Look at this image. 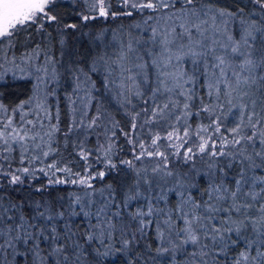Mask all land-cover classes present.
Instances as JSON below:
<instances>
[{
	"label": "snow or ice",
	"instance_id": "6c2138e0",
	"mask_svg": "<svg viewBox=\"0 0 264 264\" xmlns=\"http://www.w3.org/2000/svg\"><path fill=\"white\" fill-rule=\"evenodd\" d=\"M117 2L121 14L126 16H132L134 11L143 13L148 10L150 14L144 20L145 24L151 20L157 24L163 21L174 25L163 31L157 27L149 29L152 44L157 46L159 51H149L150 59L135 65L140 70L138 73L133 74L131 68L124 66L123 62L126 59L124 54L118 57L121 75L123 76L124 72L129 73L118 87L125 103H131L126 93L142 97L144 93L136 77L141 76L143 82L147 84V69L151 66L156 72V87L149 89L152 95L143 101L145 105L151 101V108L144 109L145 114L149 116V121L145 122L172 119L176 124H180L183 121L184 131L181 134L174 126L173 131L168 132L163 138L155 136L152 138V151L145 148L143 143L138 145L140 152L133 157L135 160L155 157L159 163L150 170L136 169L135 178L121 201L116 199V189L110 184L102 189H95L92 181L97 178L103 180L107 173L104 171L92 173L91 165L85 169L84 175L55 162H49L46 168L23 166L26 161L30 164L42 163L49 156L54 157L59 152V148L54 147L55 136L61 132L59 111H56L53 122V115L47 104L37 102V111L32 113L35 118H28L29 112L24 109L37 100L40 85H46L47 80L51 79L41 75L47 74L48 68L32 63L34 58L39 59V46L33 49L32 54L25 53L20 58V63H23L25 68H20L15 55L9 59L5 49L14 48L16 37L27 27L35 25L37 31H40L43 30L45 21L56 22L58 17L51 14V6L56 0H0V45L5 46L0 47V73L7 71L3 67L7 63L22 72L26 70L34 72L38 80L33 97L12 110L13 114L21 113L20 122L14 124L9 118L6 123L0 124V159L8 160L12 152L19 151L22 165L16 168L9 165L5 168L0 164V178H3L0 180V191L4 189L5 184L24 186L26 179H38L37 172L48 178L49 186L72 184L91 190L85 191L83 196L73 195L68 207L63 210L54 207L48 201L43 204L39 201L15 202L0 195V241H2L0 256L9 249L15 255L19 244L25 246L26 254L30 252L33 255L34 264L36 261L45 264L43 249L40 247L41 242H45L48 244L50 250L48 255L52 257L53 264H81L86 251L84 245L91 246L93 241L104 245L105 241L112 240L116 233L123 235L128 229L131 238L121 241L123 246L127 247L135 242L137 233L146 236L155 221L156 238L161 245L155 249L158 255H171L177 250H185L192 246L194 251L186 253L189 256L186 264H208V257H212L213 264H219V260L225 258L229 250L235 248L239 242L243 245V251L233 258L232 264H264V175L257 174V170L264 171V76L255 74L257 68L264 70V55L259 58L253 57L256 35L259 33L264 36V0H250L259 11H252L249 14L245 13L244 7H237L235 11L218 7L215 0H117ZM177 3L180 5L179 8L176 6ZM111 9L112 0H91V11L96 15H84L82 19L87 21L96 19L97 16L107 18L110 13L112 18H115L118 13ZM237 22L240 25L239 31L233 32L231 25ZM65 27L74 29L76 25ZM177 27L180 29L179 32ZM157 36L160 37L159 40ZM217 36H221L227 44L221 43V40L216 39ZM60 43L63 45L64 41L61 40ZM127 47L129 51L132 50L131 44ZM217 47H230L233 58H240L237 65L239 71L233 69L232 60L217 54ZM99 60L103 61L104 57H99ZM185 60L191 63V72L183 68ZM96 62L93 60L89 64V72L95 71ZM44 63H52L47 54ZM173 68L178 70L174 71ZM76 71L85 81L88 79V73L84 72V69L77 68ZM200 75L204 76L205 93L209 98L213 96L218 98L223 86L224 95L233 97L235 94V98L241 101L240 121L235 127L224 130L228 135L221 132L219 117H214L209 125H199L195 129H191L187 123L193 115L198 116L199 111L209 114L215 112L211 105L203 106L204 97L198 95ZM2 80L3 75L0 74V82ZM245 97L248 98L247 102L244 100ZM159 98H163L165 102L159 103ZM80 99L82 107L79 119L75 115L76 109H73L72 121L67 131L63 133L65 138L80 128L91 129L100 126L98 121L103 114L99 110L88 119L87 124L84 122V117L91 107V95L87 94ZM197 100L202 106L199 111L193 112V105ZM229 103H232L231 99ZM130 115L133 122L129 132H124L123 129L119 131L128 136L129 143L135 147L131 133L137 128L135 121L140 113ZM112 128H118V122H114ZM210 130L211 134L205 135ZM115 135V131H112L100 150L109 169L116 167L110 156L114 149L112 138ZM192 136L199 140L195 147L189 144ZM161 139L167 142L168 148L173 149L170 154L158 147ZM205 154L211 158L209 169H217L221 174L219 182L210 184L205 190L206 200L197 201L189 190L191 185L184 186L183 191H179V188L160 187L161 182L167 185L168 178L176 176L169 167V155L173 159L179 158L184 163H189ZM78 155L82 160L88 161L91 151L85 150L81 144ZM121 163L130 169L134 168L132 160ZM234 165L237 172L229 184V173L225 169L230 170ZM149 172L152 174L151 178ZM57 173H63L64 178ZM176 184L180 185L179 179H176ZM141 185L146 186L149 191L155 185L160 191V195L155 198L157 204L163 201L165 208L157 207L151 199L143 197ZM45 187L36 188L35 191H44ZM177 191L181 202L175 208H167L168 192L175 194ZM142 198L146 200V207L127 211L133 201ZM26 203L33 209L31 215L24 211ZM185 205L191 207L185 209ZM125 216L135 221V232H132L125 223ZM161 216L164 218L160 219ZM74 217L84 218L83 231L75 229L70 223ZM176 221L182 222V226L177 227ZM61 222L63 231L60 230ZM173 235L177 237L176 241L171 239ZM166 240L168 246H164ZM96 251L99 253V249Z\"/></svg>",
	"mask_w": 264,
	"mask_h": 264
},
{
	"label": "trees",
	"instance_id": "16d2710c",
	"mask_svg": "<svg viewBox=\"0 0 264 264\" xmlns=\"http://www.w3.org/2000/svg\"><path fill=\"white\" fill-rule=\"evenodd\" d=\"M215 3L218 7L228 8L232 11H235L237 7H244L246 14L252 11H259V8L250 3V0H215ZM176 6L179 8V3ZM51 8V14L58 17L56 22L45 21L44 28L40 31H37L35 25L27 27L26 30L20 32L16 37L15 47L11 50L5 49L8 52L9 59H11L12 55H15L20 62V58L25 53L32 54L33 49L39 46V59L34 58L32 63L36 66L48 68L49 74L46 78L50 77L51 79L47 80L46 85H40V89L45 88L51 94L49 97V109L53 115V122H55L56 111H59L61 132L56 134V143L54 145V147L59 148V152L54 157L49 156L42 163L33 162L30 164L26 161L23 166L46 168L49 162H55L58 165L70 167L73 172H79L80 175H84L85 169L88 165H91L92 173L98 171L107 173L103 180L97 178L92 181L95 189L99 190L110 184L116 189V199L121 201L135 178V170L143 168L150 170L159 163L155 157L135 160L133 157L140 152L138 145L143 143L145 148L152 151V138L157 135L163 138L168 132L173 131L174 126L182 134L184 122L181 121L180 124H176L172 119L158 120L154 123L145 122L149 121V116L145 114L144 109L146 107L151 108V101L148 105H145L143 101L151 97L152 93L149 89H155L156 87V72L151 66L147 69V84L143 82L141 76L137 75L136 77L144 95L136 97L126 93L131 103H125L118 85L129 73L124 72L123 76L121 75L122 69L118 67V57L124 54L126 56L123 62L124 66L131 68L133 74L138 73L140 70L135 65L148 61L150 59L148 55L149 51H159V48L152 44L149 29L157 27L163 31L174 25L171 22L166 24L163 21L157 24L151 20L145 24L144 20L150 14L148 10H145L143 13L134 11L132 16L123 15L121 14V8L117 0H112L111 10L118 13L115 18H112L110 13L107 18L97 16L96 19L84 21L82 16L96 15L95 12L91 11V0H56V3ZM252 18L255 19V17ZM71 24H75L76 28L65 27ZM135 25H139V27H135ZM161 26L164 28H160ZM231 28L233 32H238L240 25L237 22L231 25ZM179 31L180 29L177 27V32ZM159 39L160 37L157 36V40ZM61 40L64 41L63 45L60 43ZM129 44L132 45L131 51L127 47ZM0 47L5 46L0 45ZM253 49L254 58L264 55V36H261L259 33L256 35ZM45 54L52 60L51 64L44 63ZM217 54L224 55L232 60L233 69L239 71L237 65L240 62V58H233L230 47L217 51ZM101 56L104 57L103 61L99 60ZM93 60L97 61L95 71L89 72L88 66ZM3 67L7 71L0 73L3 75V80L0 82V106H2L0 107V112H11L19 104L32 97L31 95L36 92L38 80L34 72L26 70L20 74L18 70L12 69L11 65L7 63ZM77 68H82L84 72L88 73L86 81L76 71ZM183 68L188 72L192 71V65L187 60L183 63ZM172 70L178 69L173 68ZM43 74L41 73L42 76H44ZM255 74L257 76H264V70L257 68ZM77 77H80V79H77ZM229 78L231 79V70H229ZM125 82L130 83L128 81ZM198 82L200 87L197 89V92L199 96L204 97L203 106L211 105L215 108V112L209 114L199 111L202 105L197 100L194 102L193 112L199 111V115H193L187 121L188 125L191 126V129H195L199 125L207 126L212 122L214 117H219L221 132L224 135H228L224 130L235 127L236 123L240 121L239 104L241 101L239 98H235V94H233V97L224 95L223 86H221V95L218 98L216 96L209 98L205 93V79L203 75L198 77ZM87 94H90L92 99L90 101L91 107L88 110L87 116L84 117V122L87 124L88 119L93 117L96 111L99 110L103 114L101 120L98 121L100 126L91 129L80 128L65 138L63 133L67 131L72 121L74 115L73 109H76L75 115L79 119V111L82 107L80 98L85 97ZM230 99L232 100L231 104L229 103ZM247 99V97L244 98L245 102H247ZM72 101H75V103H72ZM158 102L164 103L165 100L159 98ZM4 109H7V111ZM135 112H139L140 115L135 121L137 128L131 133V139L135 143L134 147L132 143H129V137L123 135L119 129L129 132L133 122L130 114H134ZM114 122H118V128H112ZM112 131H115L116 135L112 138L114 149L110 153V156L112 162L116 165L115 169L107 167L106 161L100 152L102 146L107 142L106 137L111 136ZM209 134H211V130L205 135ZM214 138L218 139V137ZM196 143H199L198 138L192 136L189 144L195 147ZM81 144H83L85 150L91 151L88 161L82 160L78 155ZM158 147L161 151L169 154L173 151V149L167 147V142L164 139L158 142ZM181 153H183V150H181ZM210 159L205 154L202 157L198 156L192 162L184 163L181 159H173L169 155V167L176 176L175 178H168L167 185L161 182L160 187L165 189L179 188V191H183L184 186L191 185L189 189L191 195L197 201L206 200L207 195L205 190L210 184L219 182L221 176L217 169H209L208 164ZM125 160H132L134 168L130 169L127 165L121 163V161ZM221 161H223V158H221ZM0 164L5 168H8L9 165H11V168L21 167L19 151L12 152L8 160L0 159ZM220 166H222V163ZM225 170L229 173L228 183L230 184L231 179L237 172V168L234 165L232 169ZM257 174L264 175V171L257 170ZM57 175L64 178L63 173H57ZM148 175L151 178V172ZM36 176L38 179H26L24 186H9L5 184L4 189L0 191V195L11 198L15 202L26 201L31 203L39 201L43 204L45 201H48L54 207L63 210L68 207L73 195L83 196L85 191H91L90 189H84L82 186L72 184L49 186L48 178L45 175L37 172ZM176 179L180 180L179 186L176 184ZM0 180H3V178H0ZM40 187H45V190L41 192L35 191L36 188ZM140 191L143 197L151 199V202L156 204L157 207L165 208L163 201L157 204L155 198L160 195V191L155 185H153L150 191L146 186L141 185ZM179 191L175 194L168 192L166 197L167 208H175L181 202ZM138 207H146V200L142 198L133 201L128 206L127 211H134ZM190 207V205H185V209H189ZM258 207L259 204H257ZM76 210L79 211V208ZM24 211L26 214L31 215L33 209L28 207L26 203ZM160 219H163V217L161 216ZM124 220L129 225L130 230L135 232V221L129 220L127 216L124 217ZM70 223H72L75 229L84 230L85 221L83 217H74ZM176 226L181 227L182 222L176 221ZM60 230L63 231L62 222ZM249 235H251L250 232ZM130 238L128 229H126L123 235L116 233L114 238L110 241L106 240L104 245H101L97 241H93L91 246L84 245L86 251L82 256L81 264H186V261L189 259L186 253L190 254L194 251L192 246H188L187 249L177 250L171 255H158L155 249L161 245L157 242L155 221L153 227L147 231L146 236H140L137 233L135 242L124 247L121 241ZM171 239L176 241L177 237L173 235ZM233 239H235V236H233ZM81 242L83 243V240ZM164 246H168L167 240L164 242ZM40 247L43 249L42 256L44 257L45 264H53L52 257L48 255L50 251L48 244L41 242ZM97 249H99V253L96 251ZM240 251H243V245L238 242L235 248L229 250L225 258L219 260V264H232L233 258L237 257ZM207 259L208 264H213L212 257H208ZM0 264H34V257L30 252L26 254L25 246L18 244L15 255L9 249L0 256ZM35 264H39V262L36 261Z\"/></svg>",
	"mask_w": 264,
	"mask_h": 264
},
{
	"label": "rangeland",
	"instance_id": "374dc122",
	"mask_svg": "<svg viewBox=\"0 0 264 264\" xmlns=\"http://www.w3.org/2000/svg\"><path fill=\"white\" fill-rule=\"evenodd\" d=\"M162 27H163V26H161L160 28H162ZM163 28H164V27H163ZM216 39L221 40V43H225V44H227V41L224 40V39H222L221 36H217ZM222 49H223V50H224V49H227V47H226V48H219V47H217L216 51H221ZM17 62L20 63V62H19V59H17ZM25 67H26V66H25L23 63H20V68H25ZM11 68H12V69H16V70H18L20 74L23 73L22 71H20L19 68H13L12 66H11ZM48 74H49V73H47V74H43V75H44V76H47ZM34 93H35V92H34ZM33 95H34V94H33ZM33 95H31V96L33 97ZM53 95L55 96V94H53ZM50 96H51V94H49V93L45 90V88L40 89L37 100H34L33 103H32L31 105H27L26 108L24 109L25 111H28V112H29V116H28L29 119H34V116L32 115V113H33L34 111H37V109H36V103H37V102H43V103H46L47 106L49 107V97H50ZM32 97H31V98H32ZM27 101H28V100H27ZM20 115H21L20 112H17V113H15V114H13V111H11V112H4V111H1V112H0V123H6L7 120H8L9 118H11V119L13 120L14 123H19V122H20ZM178 204H179V203H178ZM163 218H164V217H163Z\"/></svg>",
	"mask_w": 264,
	"mask_h": 264
}]
</instances>
